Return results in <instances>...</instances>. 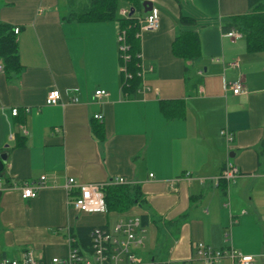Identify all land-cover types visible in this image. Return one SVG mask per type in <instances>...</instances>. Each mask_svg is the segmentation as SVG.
<instances>
[{"label":"crops","instance_id":"0c3cea01","mask_svg":"<svg viewBox=\"0 0 264 264\" xmlns=\"http://www.w3.org/2000/svg\"><path fill=\"white\" fill-rule=\"evenodd\" d=\"M147 1L158 27L139 30V56L152 70H141L136 94L124 96L117 21L69 18L76 8L66 0H0V21L18 27L21 63L8 74L0 62V257L29 249L52 264L67 256L70 228L145 214L140 264H204L193 255L196 243L264 264V49L249 51L240 32L222 29L249 12L247 0ZM148 12L134 10L138 22ZM184 30L197 36L193 59L172 52ZM236 80L241 90L233 93ZM51 89L64 104H44ZM96 89L107 94L95 98ZM227 159L240 172L231 181L217 179ZM41 175L36 195L22 198L20 185ZM116 175L139 186L140 203L104 213L68 203V177L87 183Z\"/></svg>","mask_w":264,"mask_h":264},{"label":"built area","instance_id":"2783aa9c","mask_svg":"<svg viewBox=\"0 0 264 264\" xmlns=\"http://www.w3.org/2000/svg\"><path fill=\"white\" fill-rule=\"evenodd\" d=\"M129 9L120 7L118 14L127 16ZM139 30H155L158 27L157 10L152 8L146 16L139 21ZM14 33H18V27H14ZM229 35L237 34V31H229ZM138 35V33H137ZM119 56L122 61L128 58L126 53L127 44L125 42L124 30L118 32ZM141 70H152V66L148 65L145 68L139 64ZM121 78L129 77L130 74L126 71L125 65L121 64ZM233 93H238L241 90V81L236 80L230 84ZM107 94L105 89H96L93 92L95 98ZM71 103L78 102L77 96H72ZM45 105L64 104L61 92L58 89L49 90L44 98ZM28 110V108H26ZM17 108H11V114H17ZM94 119L101 120L102 115L96 113ZM25 132V131H24ZM220 134L226 142L233 138V134L226 129L220 130ZM186 177L190 176L189 172H185ZM240 175L238 168L228 159L225 161L222 169L217 175V179L231 181ZM151 176V174H150ZM45 176L41 175L37 180L20 185L21 197L31 198L37 193L39 187L44 185ZM130 184L123 176H113L105 181L100 182H76L72 177H68L65 181L64 188L68 197V203L76 210L84 213L106 212V204L104 200L103 189L108 185ZM144 226L141 225L139 216H128L119 218L112 227L107 225L94 226L90 231L91 252H83L78 254L77 249L71 247L72 238L67 235L69 242V251L67 256L63 258L53 257L50 262L52 264H88V258H92L95 264H140L135 253V248L142 244L144 238ZM193 255L200 258L204 264H217L220 259L229 258L232 264H253V256L244 254L231 247L227 249L216 248L203 243L193 245ZM0 264H47L41 259L34 256L29 249L23 250L19 257L10 258L7 256L0 257ZM172 264V263H169ZM186 264V263H185Z\"/></svg>","mask_w":264,"mask_h":264},{"label":"trees","instance_id":"16d2710c","mask_svg":"<svg viewBox=\"0 0 264 264\" xmlns=\"http://www.w3.org/2000/svg\"><path fill=\"white\" fill-rule=\"evenodd\" d=\"M142 0H88L87 4L77 6L69 18L77 21H111L118 23L119 29L125 32L128 58L120 64L125 65L129 77L121 78V89L124 96H134L140 86V56H139V32L140 25L134 12L131 15L118 14L120 7L138 10L142 7ZM249 12L243 15L233 16L229 23L222 26L224 31L234 28L240 32L246 41V49L249 51L264 49V14L262 12V0H247ZM143 8V7H142ZM183 23L191 22L184 16L180 17ZM197 36L190 30H184L177 35L172 42V52L183 59H193L197 55ZM0 62L5 73L17 72L21 68L18 55V44L14 26L0 21ZM178 103V100H172ZM161 109L165 111L164 101ZM166 114V113H165ZM170 117L169 114H167ZM4 169L2 170V172ZM9 179V178H8ZM106 210L125 211L132 205L140 203L141 192L138 185L118 184L108 185L103 189ZM141 225L147 224V216L140 215ZM101 226V225H100ZM94 226H77L70 228L66 235L73 240L71 247L76 248L78 254L90 253V231Z\"/></svg>","mask_w":264,"mask_h":264},{"label":"water","instance_id":"95a60500","mask_svg":"<svg viewBox=\"0 0 264 264\" xmlns=\"http://www.w3.org/2000/svg\"><path fill=\"white\" fill-rule=\"evenodd\" d=\"M141 5L143 7L144 12L150 11L152 9V4L150 1L143 0ZM133 12L134 9L129 8L128 15H131ZM5 163H6V153L0 152V174L2 173Z\"/></svg>","mask_w":264,"mask_h":264},{"label":"rangeland","instance_id":"374dc122","mask_svg":"<svg viewBox=\"0 0 264 264\" xmlns=\"http://www.w3.org/2000/svg\"><path fill=\"white\" fill-rule=\"evenodd\" d=\"M66 2H68L69 4H73L74 5V8H76L77 6H81L83 5L84 3L87 4L88 1L85 0V2L83 0H66ZM83 2V3H82ZM76 4V5H75ZM84 4V5H85Z\"/></svg>","mask_w":264,"mask_h":264}]
</instances>
